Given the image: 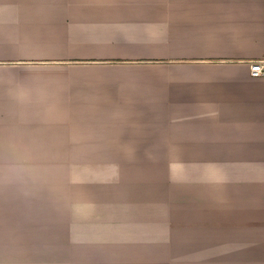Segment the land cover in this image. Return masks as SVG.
<instances>
[{
	"label": "crops",
	"instance_id": "obj_1",
	"mask_svg": "<svg viewBox=\"0 0 264 264\" xmlns=\"http://www.w3.org/2000/svg\"><path fill=\"white\" fill-rule=\"evenodd\" d=\"M253 61L264 0H0V264H264Z\"/></svg>",
	"mask_w": 264,
	"mask_h": 264
},
{
	"label": "built area",
	"instance_id": "obj_2",
	"mask_svg": "<svg viewBox=\"0 0 264 264\" xmlns=\"http://www.w3.org/2000/svg\"><path fill=\"white\" fill-rule=\"evenodd\" d=\"M249 68L252 75H260L264 72V61H253L250 63Z\"/></svg>",
	"mask_w": 264,
	"mask_h": 264
},
{
	"label": "rangeland",
	"instance_id": "obj_3",
	"mask_svg": "<svg viewBox=\"0 0 264 264\" xmlns=\"http://www.w3.org/2000/svg\"><path fill=\"white\" fill-rule=\"evenodd\" d=\"M57 62H73L72 60H61L60 61V59L59 60H56ZM13 158V157H12ZM17 158H19V157H17V156H15L14 157V159H17ZM58 158V157H57ZM56 161H57V159H55ZM164 162H167L165 159H164V161H162L161 163L162 164H165Z\"/></svg>",
	"mask_w": 264,
	"mask_h": 264
}]
</instances>
